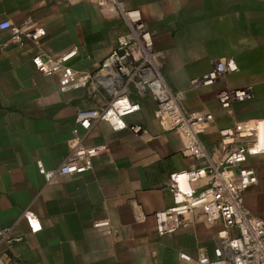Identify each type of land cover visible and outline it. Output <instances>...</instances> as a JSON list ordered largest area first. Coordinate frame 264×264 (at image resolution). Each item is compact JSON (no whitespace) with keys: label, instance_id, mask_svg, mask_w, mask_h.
<instances>
[{"label":"crops","instance_id":"crops-1","mask_svg":"<svg viewBox=\"0 0 264 264\" xmlns=\"http://www.w3.org/2000/svg\"><path fill=\"white\" fill-rule=\"evenodd\" d=\"M117 1L139 11L162 55L160 73L181 106L212 114L200 134L210 158L219 129L264 118V0ZM4 21L46 33L13 43L10 31L0 28V228L19 238L0 240V264H209L222 223L208 222L201 209L186 215L177 231L156 234L154 213L172 203L170 175L202 168L206 159L183 155L178 135L155 119L150 98L140 99V110L125 118L140 126L137 133L113 131L106 121L78 128L85 145L107 146L90 170L51 181L38 172L37 161L47 170L62 164L76 111L97 108L106 96L90 87L60 92L57 76L42 75L32 57L75 49L70 67L94 72L128 30L118 7L97 0H0ZM228 58L239 70L204 85L213 63ZM249 86L251 100L219 106L221 90ZM243 166L257 176L244 193L245 205L264 218V155ZM205 183L201 178L190 186ZM25 210L36 214L39 231H30ZM98 220L108 224L95 227Z\"/></svg>","mask_w":264,"mask_h":264},{"label":"built area","instance_id":"built-area-1","mask_svg":"<svg viewBox=\"0 0 264 264\" xmlns=\"http://www.w3.org/2000/svg\"><path fill=\"white\" fill-rule=\"evenodd\" d=\"M100 5H114L120 10L128 30L119 35L111 52L92 73L77 71L68 64L75 49L59 55H35L32 63L44 76L55 75L60 92L90 87L100 89L106 100L97 108L76 111V125L68 141L69 153L55 170H47L37 161L38 172L51 181L55 176H77L93 166V157L104 152V144L87 146L78 128L88 130L96 121H106L113 131L140 130L137 124L129 125L126 117L140 110V99L148 97L154 102L153 115L164 131L175 132L181 143L182 153L195 159H206L199 169L175 172L170 175V206L154 213L155 231L158 236L173 233L183 226V218L201 209L208 222L220 221L214 259L209 264H264V218L255 216L245 205V191L257 181L253 167L243 163L250 158L264 155V146L258 143V129L264 118L239 122L218 131L215 156L210 158L200 140V134L212 122V114L204 109H184L178 96L166 84L160 73V52L153 48L150 32L145 27L137 9H125L117 0H97ZM1 29L11 33L10 41L21 43L23 38L38 41L46 33L44 29L22 31L4 21ZM239 70L237 62L228 58L216 61L201 79L204 85L212 84L222 75ZM252 99L251 87L221 90L217 94L222 109L233 103ZM205 178V185L192 188L190 183ZM31 232L41 229L32 210L22 213ZM106 220L94 221L95 227L105 226ZM9 227L0 228V240L11 244ZM189 261V256L180 253Z\"/></svg>","mask_w":264,"mask_h":264},{"label":"bare ground","instance_id":"bare-ground-1","mask_svg":"<svg viewBox=\"0 0 264 264\" xmlns=\"http://www.w3.org/2000/svg\"><path fill=\"white\" fill-rule=\"evenodd\" d=\"M258 143L264 146V122L261 123L258 129Z\"/></svg>","mask_w":264,"mask_h":264}]
</instances>
